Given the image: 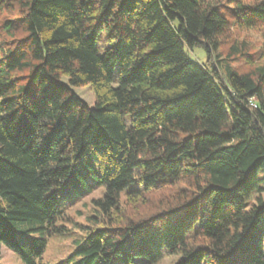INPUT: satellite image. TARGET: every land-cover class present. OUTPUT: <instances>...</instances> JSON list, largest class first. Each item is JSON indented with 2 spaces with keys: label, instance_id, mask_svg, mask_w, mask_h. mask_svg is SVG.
Returning a JSON list of instances; mask_svg holds the SVG:
<instances>
[{
  "label": "trees",
  "instance_id": "obj_1",
  "mask_svg": "<svg viewBox=\"0 0 264 264\" xmlns=\"http://www.w3.org/2000/svg\"><path fill=\"white\" fill-rule=\"evenodd\" d=\"M252 31L264 0H0V259L51 264L65 206L103 187L57 264H264Z\"/></svg>",
  "mask_w": 264,
  "mask_h": 264
},
{
  "label": "rangeland",
  "instance_id": "obj_2",
  "mask_svg": "<svg viewBox=\"0 0 264 264\" xmlns=\"http://www.w3.org/2000/svg\"><path fill=\"white\" fill-rule=\"evenodd\" d=\"M246 39L252 44V49L254 51L264 50V35L262 33L252 31L246 36ZM101 46V42L99 43ZM102 48V47H101ZM185 52L188 57L197 64L203 65L207 59V52L205 48L196 46L194 48H189L185 46ZM237 64H239L237 62ZM76 92L84 97L91 104L94 102V92L89 86L79 87L75 89ZM104 192L103 187H98L90 194H87L79 202L68 203L64 212L65 215L61 219V223L64 224L67 231L65 234H56L50 237L47 250L44 254L46 260L51 264L63 263L64 257L70 252L73 246V242L76 238L82 236L83 230L78 226V224L86 223L87 217L94 214L93 199L100 197ZM125 198L123 197V200ZM173 257L166 255L163 259L159 261L158 264H170ZM0 264H24L20 257L8 248L6 245L2 247V255L0 259Z\"/></svg>",
  "mask_w": 264,
  "mask_h": 264
}]
</instances>
